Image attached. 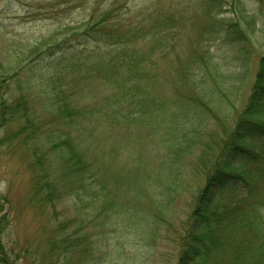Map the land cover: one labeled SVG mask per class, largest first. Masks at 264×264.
<instances>
[{
  "label": "trees",
  "instance_id": "trees-1",
  "mask_svg": "<svg viewBox=\"0 0 264 264\" xmlns=\"http://www.w3.org/2000/svg\"><path fill=\"white\" fill-rule=\"evenodd\" d=\"M162 1L139 0L127 12L113 2L76 28L84 29L77 44L45 43L47 53L35 45L30 56L40 61L0 67V156L17 155L30 176L24 207L50 221L35 249L16 254L3 242L9 220L3 216L0 264L24 254L36 264L105 263L119 225L146 229L153 243L163 229L175 264H264V57L235 126L200 143L205 118L198 94L216 66L210 49L199 53L195 43L187 59L177 56L173 85L180 93L173 98L165 95L160 61L199 7L212 20L205 44L229 26L240 41L247 38L221 17L231 0H172L168 8ZM233 1L254 35L255 17L242 0ZM237 77L220 72L214 88ZM191 176L202 178L195 188Z\"/></svg>",
  "mask_w": 264,
  "mask_h": 264
},
{
  "label": "rangeland",
  "instance_id": "rangeland-1",
  "mask_svg": "<svg viewBox=\"0 0 264 264\" xmlns=\"http://www.w3.org/2000/svg\"><path fill=\"white\" fill-rule=\"evenodd\" d=\"M138 1L0 0V67L8 66L9 63L16 64L19 69L32 66L31 57L38 61L43 59L37 55L30 56L35 45L44 44L43 53H47L48 47L54 46L56 43L63 47L77 44L83 39L84 29L77 30L76 28L87 23L91 14L98 16L113 2H116L115 7L122 8L123 12L130 9L133 11L134 7L138 5ZM143 1L147 4L148 0ZM231 1L232 5L221 17L233 19L232 22L238 24V29L242 31L241 38H247L245 41H240L238 36L231 33L229 26L215 43L209 41L205 44L204 39L209 38V35L206 34V27L211 25L212 20L206 19L202 8L199 7L188 13L189 18L186 19L189 22L182 27L183 33L178 38L176 48L171 49L169 55L162 62L160 61L157 69L166 79L164 88L166 97L173 98L172 96L180 93L174 90L173 85V78L177 71L174 61L177 56L181 60L187 59L195 47V43L196 46L198 45L199 53L203 52L205 48L210 49L208 51L211 52L216 66L210 72L213 78L204 81L198 94L204 103L203 107L197 108V111L205 118L202 130L196 135L199 137L200 143L207 139H209L207 141L209 143L211 135L214 134L224 136L229 133L228 128L235 126L239 115L248 104L260 62L264 57V0H242L245 5L244 9L253 14L256 19L257 27L254 35L248 31V26L238 19L240 17H237L239 2ZM162 2L165 8L173 3L172 0H163ZM138 8L139 6L136 7V9ZM61 32L64 34L59 35L53 43V36ZM45 43H50V45L46 46ZM93 43H89L87 46L92 47ZM23 61L25 62L21 64ZM17 68L13 73L18 70ZM220 72L235 73L238 76L237 80L221 82L217 90L214 88V82L219 80ZM233 83L235 85L232 86ZM181 92L187 94L186 91ZM153 143L155 142L150 140L147 146ZM137 150H139L138 146L135 151ZM154 150L156 149H150L149 153L151 154ZM201 150H196L195 155L193 154L195 158L198 152L201 153ZM161 151L165 152L163 148ZM16 157L17 155L12 158H1L0 156V195L9 199V204H7L0 197V219L3 216L9 217L3 233V242L8 248L14 247L16 254H20V250L35 249V246L41 241L42 226L50 221L47 217H38L33 210L24 207L23 196L30 187V176ZM154 170L155 173H160L158 168ZM192 176L188 179V184L195 188L197 182L201 183L202 178L195 181L192 180ZM189 198L190 193L187 189L178 200L176 210L179 213L186 209L184 202ZM151 208L148 206V209ZM69 215L71 216V214ZM113 233L117 242L112 246V255L107 258L105 263L103 259L100 264H175L174 259L172 260L175 249L162 241V237L165 236L163 229L161 234L157 235L154 243L152 237L148 236L146 229L143 231V228L136 230L134 226L130 228L119 225L118 230ZM25 258L24 254V258L17 263L15 261V264H36L31 262L30 257L26 260ZM13 259H15L14 256Z\"/></svg>",
  "mask_w": 264,
  "mask_h": 264
}]
</instances>
